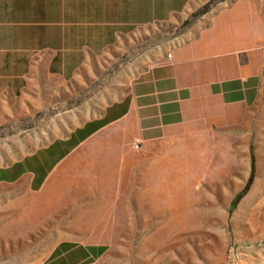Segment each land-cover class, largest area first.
<instances>
[{
	"label": "rangeland",
	"instance_id": "374dc122",
	"mask_svg": "<svg viewBox=\"0 0 264 264\" xmlns=\"http://www.w3.org/2000/svg\"><path fill=\"white\" fill-rule=\"evenodd\" d=\"M219 1L136 31L96 63L86 89L72 94L70 111L0 108V173L68 132L66 116L80 102L89 105L98 92L169 57ZM198 114L166 141L135 145L121 180L127 201H96L81 190L43 198L29 175L0 176V264H57L71 255L76 264H264V99L247 110L215 106Z\"/></svg>",
	"mask_w": 264,
	"mask_h": 264
},
{
	"label": "crops",
	"instance_id": "0c3cea01",
	"mask_svg": "<svg viewBox=\"0 0 264 264\" xmlns=\"http://www.w3.org/2000/svg\"><path fill=\"white\" fill-rule=\"evenodd\" d=\"M208 2L0 0V108L70 111L72 94L86 89L96 63L136 31L183 20ZM201 17L169 57L98 92L89 105L80 102L66 116L68 132L0 176L29 175L32 192L43 198L81 190L96 201H127L121 180L135 145L168 140L200 109L256 107L264 99V0H220ZM92 104L95 112L87 115ZM71 250L62 251L80 249ZM76 261L71 255L57 264Z\"/></svg>",
	"mask_w": 264,
	"mask_h": 264
},
{
	"label": "trees",
	"instance_id": "16d2710c",
	"mask_svg": "<svg viewBox=\"0 0 264 264\" xmlns=\"http://www.w3.org/2000/svg\"><path fill=\"white\" fill-rule=\"evenodd\" d=\"M203 13H204V12H203ZM203 13H201V14H203ZM252 181H253V177L250 179L248 186H250V184L252 183ZM234 205H235V204H233V207H234Z\"/></svg>",
	"mask_w": 264,
	"mask_h": 264
}]
</instances>
